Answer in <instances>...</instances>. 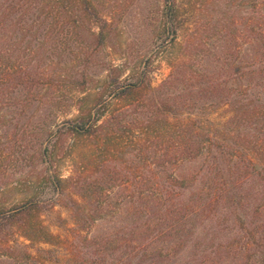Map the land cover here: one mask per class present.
I'll use <instances>...</instances> for the list:
<instances>
[{"label":"rangeland","instance_id":"374dc122","mask_svg":"<svg viewBox=\"0 0 264 264\" xmlns=\"http://www.w3.org/2000/svg\"><path fill=\"white\" fill-rule=\"evenodd\" d=\"M73 1L68 19H53L57 26L67 23L69 40L54 49L52 36L57 31L40 35L44 44L37 51L48 76L35 80L38 83L31 89L24 88L20 100L0 103V211L9 214L21 204L36 202L39 220L56 237L50 238L52 245L36 237L28 239L24 233L34 236L32 232L4 219L0 264H40V248L55 249L54 264H122L126 252L151 232L158 197L152 187L155 181L172 175L194 183L206 181L204 172L200 174L206 170L203 156L183 159V152L174 156L170 148L164 154L162 143L186 139L188 134L179 130V124L188 121L200 133L199 139L205 133L229 136L223 127L233 113L228 104L170 114L154 112L152 96L176 94L181 84L168 79L175 66L187 59L212 74L231 73V66L241 65L246 79L255 53L248 45L250 6L264 4V0H175L174 34L165 0H89V7L110 24L99 42L93 35L99 24ZM34 6L44 13L53 0H37ZM30 38L21 39L13 55L33 58ZM141 72L146 75L141 90L116 96L118 85L136 81ZM67 73L79 80L86 77L84 89L72 86ZM112 77L118 82L109 84ZM152 87L158 89L153 95ZM81 97L101 115L95 131L56 132L59 123L79 113ZM154 129L162 132L160 146L152 142ZM45 146L49 149L42 158ZM189 195L197 198L195 192L185 197ZM76 199L83 202L82 208L76 206ZM78 213L88 218H78ZM250 264L261 262L253 259Z\"/></svg>","mask_w":264,"mask_h":264},{"label":"trees","instance_id":"16d2710c","mask_svg":"<svg viewBox=\"0 0 264 264\" xmlns=\"http://www.w3.org/2000/svg\"><path fill=\"white\" fill-rule=\"evenodd\" d=\"M26 1L0 0V103L7 99L20 100L24 88L31 89L38 83L35 80L48 76L42 70L43 59L37 51L44 44L41 34L57 31L52 36L55 38L54 49L58 48L59 42L69 40L67 23L62 22L58 27L53 19L66 20L71 16L72 0H53V6L44 13L33 9L37 0H30L25 5ZM76 1L80 10L89 11L99 24V30L93 31V35L99 42L102 41L109 22L95 8L89 7V0ZM175 2L165 0L164 3L169 29L174 34L178 29ZM250 13L248 45L255 53L248 65L246 79L241 65L231 66V73L219 71L212 74L207 67L187 59L175 66L168 79L181 84L176 94L158 99L152 96L156 107L154 112L170 114L192 113L199 106L207 110L228 104L233 113L223 127L228 129L229 136L214 137L205 133L199 139L200 133H195L188 121L179 124V130L188 134L186 139L166 145L162 143L161 146L166 148L164 154H168L170 148L174 156L183 152L180 155L183 159L203 156L206 170L200 174L204 172L206 181L194 183L174 175L171 179L155 181L152 187L158 197L152 213V225L149 226L151 232L139 240L132 251L126 252L122 264H250L253 259L264 264V4H251ZM44 20L45 23L42 22ZM26 36L34 42L30 45L34 55L29 60L22 54L13 55ZM12 38L15 42L10 41ZM47 58L51 62V54ZM67 74L72 86L84 89L86 77L82 76L83 79L79 80L77 75L72 77ZM53 76L50 77L52 80ZM145 77V73L141 72L136 81L118 85L120 90L116 96L126 97L141 90ZM235 79L237 82L230 84ZM117 80V77H112L109 84H115ZM146 86L151 88L148 82ZM156 90L152 87V95ZM84 98L77 99L80 102L79 113L59 123L56 132L67 130L74 134H91L95 131L101 115L93 106L82 103ZM155 117L152 114V122L156 121ZM153 132L155 139L152 142L160 146L162 132L155 129ZM48 149L47 146L43 148L42 158H45ZM153 162L159 164L155 159ZM212 175L216 176H213L214 180ZM56 180L61 182L58 176ZM194 192L197 198L185 197ZM193 199L195 204L191 203ZM74 203L83 207V202L78 199ZM37 206L36 202H30L21 204L9 214L0 211V233L7 226L4 223L7 219L10 224H19L22 229L32 232L34 236L24 233L28 239L36 237L52 245L50 238L56 235L39 220ZM77 217L88 218L87 214L81 213ZM86 220L89 219L84 222ZM38 251L42 253L40 264H54V248H40ZM27 254L29 258L33 257Z\"/></svg>","mask_w":264,"mask_h":264}]
</instances>
